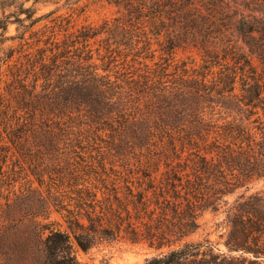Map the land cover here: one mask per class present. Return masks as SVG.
<instances>
[{
	"label": "trees",
	"instance_id": "1",
	"mask_svg": "<svg viewBox=\"0 0 264 264\" xmlns=\"http://www.w3.org/2000/svg\"><path fill=\"white\" fill-rule=\"evenodd\" d=\"M26 1L0 0V82L5 65L6 90L16 102L0 95V171L19 157L39 186L45 176L52 183L38 192V205L29 204L20 260L7 253L1 264H79L80 252L120 241L152 250L142 264H264V188L252 189L264 180V81L252 63L255 57L264 66V11L235 18L222 0H107L125 14L74 28L47 22L57 9L35 16ZM151 37L157 48H150ZM92 40L106 41L96 56ZM187 46L203 61L194 77L165 79L157 62L155 69L139 67L135 84L109 73V57L120 49L149 68L141 53L157 51L170 65ZM219 60L236 66L212 85L208 71ZM237 76L250 78L239 93ZM118 81L137 95L138 116L124 110ZM86 126L110 131L113 140L128 130L140 148L154 139L159 151L122 170L63 153L62 145L77 152ZM206 212L220 218L197 235Z\"/></svg>",
	"mask_w": 264,
	"mask_h": 264
},
{
	"label": "rangeland",
	"instance_id": "2",
	"mask_svg": "<svg viewBox=\"0 0 264 264\" xmlns=\"http://www.w3.org/2000/svg\"><path fill=\"white\" fill-rule=\"evenodd\" d=\"M222 2L228 3L229 11L235 14V18L239 17L240 14L243 15H262V11H264V0H222ZM26 6L32 5L36 9L35 16L47 12L50 9H57L55 13H53L49 18H47V22L51 18H55L58 23L61 25H65L66 22H70L74 28L80 27L85 24H90L92 26L98 27L104 23V21L112 20L116 17H122L125 13H123V9L121 6L116 5L114 3L108 2L107 0H59L58 3L51 2H43V0H28L25 3ZM45 21V20H44ZM42 23L35 26V29L38 28ZM137 25V24H136ZM136 27H140L137 25ZM140 28L136 29V34H138L137 39L142 38L140 34L143 31ZM74 30V29H69ZM40 30L38 33H41ZM9 32L11 34L16 33V25H11L9 28ZM49 30L46 31L48 33ZM139 32V33H138ZM45 33V34H46ZM64 31H60L58 37H62ZM39 35V34H37ZM140 36V37H139ZM101 37L105 38L106 35L102 33ZM145 37V35H144ZM133 37V39H135ZM236 39V38H235ZM29 43L33 42L31 39L28 40ZM9 44H16V41L11 42L7 41L6 46ZM106 44L105 40L93 41L91 42L94 56L95 50L94 48L98 46H103ZM141 43H138V46ZM150 48H157L156 39L151 37L150 39ZM28 44L25 45L27 48ZM31 50V49H30ZM33 50V49H32ZM121 50L120 56L112 55L110 60H112L109 64L112 71L109 73L112 74L111 77L114 79V75L118 76L120 80H126L128 83L135 84L138 82V74L139 72H143L139 70V67L142 69H155L157 64H161L166 68V72L169 74L165 79L173 80V78H177V76H192L194 77L200 72H203L201 65H203V61L201 59L200 52L193 47L187 46L185 49H177L174 55V60L170 62L168 65V61H164V59H160L158 52L155 51L152 54L150 51L143 52L140 55L149 56L145 59L140 58L141 61L148 64L149 68H145L143 63L133 62L130 60L132 55L124 57V54L127 53L125 50ZM15 51L13 59L18 55ZM2 55V50H0V56ZM153 55V57H151ZM148 58H152L149 60ZM25 58L23 57V60ZM106 59V58H104ZM13 60V61H14ZM22 60V61H23ZM108 60V58H107ZM10 61V65L14 62ZM96 63L101 64L102 62L99 59H96ZM252 63L256 66L257 72L262 75V80L264 81V66L259 64L257 58L253 57ZM181 64H185L182 66ZM205 64V63H204ZM182 66L185 70H178L179 67ZM236 65L233 62H226L224 60H219L216 62V65L210 67L208 71L207 78L213 82L214 85L215 80L218 76H220L227 68H234ZM101 71V69H99ZM2 80L0 82V95L4 97L5 101H11V104L15 105L16 102L12 97H10L9 91L6 90V82L4 80H9L7 73L8 70L5 65L2 67ZM250 75V74H249ZM250 80L249 77L237 76L235 83V92H241V88L245 82ZM122 88H120V96L122 101L126 104L123 106L126 113L136 114L137 116L143 112L141 110L142 105L137 108V95L125 93L128 89V85L125 82L118 81ZM140 109V111H139ZM14 115V112H12ZM20 113L25 118V110L20 111ZM21 120H23L21 118ZM1 128V126H0ZM92 128L89 126L84 127L80 132L81 143L79 146L75 147L76 153L69 152L68 145H62L63 153H69L70 156H81L86 163L92 162L94 165H98L101 161L108 168L111 164H114V168L122 170L124 167H132L135 168L137 164H141L146 157L152 156L156 157V153L159 151L157 148L158 143L152 139L149 141V147L140 148L139 145H136V140L134 142L128 136V130H124L125 134L123 140H118L116 138H112V134L110 131H92ZM95 133L96 136H93L94 139L88 138L87 136H91ZM82 134V135H81ZM84 134L85 135L84 137ZM139 144V143H137ZM66 146V147H65ZM140 158L141 161H138ZM123 164V165H121ZM9 167H4V171H0V264L4 263L3 256L5 254L14 253V257L20 260V255L25 252V228L26 224L31 216V208L30 203L34 202L38 205V192H41L43 195L45 194V185L51 184L47 177H44V183L39 186L36 177H34L31 173L25 161L21 158L12 157V160L9 161ZM123 166V167H122ZM161 168V166H160ZM264 188V180H260L253 184L252 189ZM33 189H35L33 192ZM233 196L229 197V200H232ZM52 219L60 220V217L57 213L53 212L51 214ZM217 218H220V215L213 216L212 213L206 212L201 219L202 222H206L205 225L199 230V234H202L206 231H212L214 229L213 221H216ZM217 232H213L211 234L212 238H216ZM152 250L148 249L143 244H131L129 242H117L110 246H106L100 249H94L89 253L80 252L79 254V264H142L144 259L151 255ZM5 257V256H4Z\"/></svg>",
	"mask_w": 264,
	"mask_h": 264
}]
</instances>
